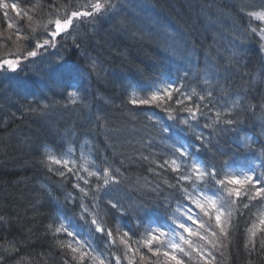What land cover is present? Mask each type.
Masks as SVG:
<instances>
[{
	"label": "trees",
	"instance_id": "trees-1",
	"mask_svg": "<svg viewBox=\"0 0 264 264\" xmlns=\"http://www.w3.org/2000/svg\"><path fill=\"white\" fill-rule=\"evenodd\" d=\"M64 2L66 0H28L20 5L41 25L48 15L63 14L59 18H65L64 9L60 7H66L65 14L68 15V10L73 8L68 6H74V0L72 4L63 5ZM112 2L116 5L112 13L103 12L83 23L76 22L69 30L67 41L58 44L55 50L48 48L39 58H33L29 78H25L27 72L20 75V70L17 75L0 78V94H3L0 96V216L5 218L0 224V255L14 249L7 253L10 258L5 264H98L99 259H104L105 264H117V257H120L119 264H156L158 257L162 258V252L169 250L167 246L162 247L159 256L143 252L141 256L148 259L146 263H142L136 254L147 238L146 229L167 225L176 203L186 200L179 190L163 183L167 180L169 184H176L173 177L179 173L165 170L162 176H156L149 171L150 168L161 171L158 163L163 160L158 155L161 153L167 159L169 145L173 144V140L167 139L168 134L161 132V125L154 126L148 119L161 107L130 103L133 98L149 94L157 85L162 86V80L171 79L188 95L193 90L205 95L202 88L212 90L211 100L220 106V110L213 108L211 115L214 116L215 111H225L228 119L242 121L238 125V131L242 129L239 137L234 132H221L220 128L212 133L216 135L215 143L218 142L219 148L227 153L224 157L217 153L214 162L231 158L234 167L244 165L250 153H254V145L250 143L251 147L242 149L238 155L235 148L237 142L247 136L253 141L257 136L261 137L263 145L257 146L264 152V123L261 122L264 59L258 55H253L256 59L252 60L234 56L239 48L247 49L250 43L255 46V39L239 44L236 37L247 27V12L260 8L264 0H257V5L252 4V0ZM3 26L2 22L0 39L6 34ZM22 27L13 26L12 29L19 32ZM220 27H225L223 38L215 33ZM32 34L26 33L25 39H30ZM34 35L40 36L37 32ZM154 40L160 42L157 44ZM34 45L26 51L33 50ZM157 46L164 48L159 56L155 50ZM193 50L204 53L194 56ZM55 51L60 53L59 59L53 56ZM161 60L160 73L152 72ZM186 71L188 78L179 79ZM206 80L207 85L204 84ZM70 91L76 95L70 96ZM9 107L17 108L19 114L9 117ZM171 108L173 111L174 107ZM32 114L43 116L33 119L30 118ZM115 116L118 117L116 120ZM170 124L177 131L173 120ZM60 131L58 142L64 139L71 143L81 131L80 140L84 139L81 143L96 144L91 150L90 144L85 143L83 148L89 153H84L80 167L71 163V167L80 170L79 175L89 179L92 187L103 181L89 178L87 173L96 171L104 159L114 168H120V182L110 185L106 194L94 197L90 193L85 197L78 190L74 191L75 177L69 182L56 174L55 169L62 168L60 165H54L52 172L39 166L37 149L43 150L45 146L52 149ZM121 134L129 135L125 143L119 138ZM180 134L192 142L194 134L189 130ZM204 135L208 136V131ZM69 147L75 148L72 143ZM229 148L234 152L228 151ZM57 149L64 152V149ZM213 152L217 149L202 156L213 161ZM197 183L202 193L213 187L211 184L203 187L202 181ZM80 184L88 189L83 181ZM181 186L189 188L184 182ZM70 193L77 197L75 201H66ZM109 200L119 201L118 207L123 208L143 205L147 211L140 214L143 217L140 225L133 219L135 213L122 216L120 211L111 208L107 203ZM244 204L249 207L244 208ZM251 205L243 199L232 203V223L225 226L228 235L222 236L218 232L217 237H211L214 241H222V248L218 245L211 250L216 256L215 264H264V251L259 247L261 238L258 237L255 249L251 245L245 247L248 230L255 222V210ZM67 217L72 218L81 233L75 238L55 232L61 222L68 224ZM93 218L106 231H112L113 244L99 241L100 233L95 232V226H91L89 235ZM162 230L166 232L168 228L165 226ZM69 231L73 229L69 228ZM125 232L127 237L123 236ZM122 237L130 243L129 249L123 247ZM139 239L142 242L139 241L137 247ZM193 240L195 243L201 241L199 237ZM69 244L78 249L77 253L71 252ZM80 252L86 254L83 261L79 259ZM191 252L195 251L192 249Z\"/></svg>",
	"mask_w": 264,
	"mask_h": 264
},
{
	"label": "snow or ice",
	"instance_id": "snow-or-ice-1",
	"mask_svg": "<svg viewBox=\"0 0 264 264\" xmlns=\"http://www.w3.org/2000/svg\"><path fill=\"white\" fill-rule=\"evenodd\" d=\"M0 6L3 8L9 7L7 3H4ZM10 7L13 10H17V5L15 3L11 4ZM89 7L90 10L88 11H72L70 15H66L63 19L57 18L55 19L54 23L50 21L49 24L53 30L45 33L47 38L43 39L42 43L37 41L34 45V50L27 51L26 56L21 53V55L17 56L15 59H0V69L5 71L10 69L13 72L17 71L18 68H20V62L22 58L26 59L29 57H36V49L46 51L48 47L55 46L53 40L56 37L60 36L61 34H70L69 30L74 26V20H78L79 22L83 23L85 19L95 18L103 12L112 13L116 8V5L112 2V0H103V2H101V0H96V2L91 4ZM261 8V11H251L247 13L250 18L248 26L239 33V35L236 37V40L239 44H243L255 38L258 44H260L259 50L264 51V27H251V18H254L258 22L264 21V5H262ZM9 27H11V24H9ZM233 66L234 65H230V67ZM92 67L93 69L95 68V61L92 62ZM225 71H228V68H225ZM187 78V71L182 77H179V79L185 80ZM197 80H199V76H197ZM208 83L209 82L207 80L204 81L205 85ZM161 85L162 86L157 85L155 90L151 91L150 94L145 93L143 98L131 99L130 103L133 106L163 107V110L169 114V119L173 120L177 131L173 130V124L163 126L158 118L148 117L149 120L154 122V126L157 124L161 125L160 130L162 133L168 134L167 139L173 140V144L169 145V159H165L162 163H158V167L161 171H155L151 168L149 171H153L156 176H162L165 170H169L172 173H179L178 176L173 177L176 179V184H169L167 180H163V183L167 184L169 188L179 190L182 193V197L186 196V201L182 204L178 203L177 207L173 209L167 225L161 224L155 229L150 227L147 228V238L144 239L143 244L144 246H147L149 252H152L156 256L161 255V248L164 247L165 244L161 238L166 236V233L162 229L166 226L172 236L167 243V248L169 250L162 252V256L165 258L164 264H185V261L178 257L177 253H181L189 257L191 256V253L186 252L185 248L182 246L183 244L188 248H193L191 237H199L213 249H215L217 246L213 239H210L206 235H201L200 230L203 229L207 231V228L205 223L202 222V216H197V218H194L192 209L188 207L189 202L196 209H199V212L202 213L203 216L209 217V221L211 220V213L214 210L216 213L215 225L219 229L220 234L222 236H227L228 231L225 227V223L222 222V204L218 206L216 199L206 197L203 194L199 195V198H197L192 193L188 192L187 189L181 187L183 182L193 179L190 177V175L181 171V164H184L185 168L190 167L191 172L195 174L193 184H195V180H199L203 182L202 186L211 184L216 188V191L226 190L229 198L233 196H235L237 200L247 198L249 202L255 201L258 198L260 200H264V173H255V169H248L245 171L244 166H238L235 168V170L240 174L229 175L227 174L226 170L233 169V159H220L218 163L214 162L217 153L220 157L226 156L227 153L219 148L218 142L213 143L212 133L216 132L217 128H220L221 132H234L239 137V131H242V129L238 131V125H240L242 121L239 119H223L222 113L220 111H215L214 118H212L211 113L215 107V105H213L211 102V98L213 96L212 90L202 88V90L205 91V95H199L195 90L192 91L191 95H187L182 91L181 87L177 86V84L171 79L162 80ZM69 95L75 96L76 94L70 91ZM193 97H196L200 103L194 108L185 107V101H191ZM206 100L208 103H204ZM172 103H175L178 106L176 109L177 113H179L181 109H183V112L186 113L183 118H181L179 115H171ZM200 119H204L208 122L200 125ZM194 123L196 127L201 129L199 133H196L193 136L195 143L189 142L187 137H184L180 134L181 132L187 131L188 129L195 131L193 128ZM181 125H184L185 128L181 129ZM221 125L224 127H221ZM205 131H208V136L204 135ZM250 147L251 145L247 138L239 140L235 148V154L238 155L242 149H248ZM210 148L217 149V152L212 153L213 161H209L207 158H201V149L207 150ZM37 151L39 153V159L36 161V163L39 166L46 168L49 172L54 170V165L62 166L60 169H55L56 174L62 180L67 179L69 182H71L72 177H75L77 182L72 184V187L74 191L78 190V192L83 194L85 197H87L90 193L94 197L97 194H106L110 185L118 184L120 182L118 179L120 175V168H114L107 159L101 160L96 171H89L87 173L89 178H95L97 181L102 179L103 181L102 184L97 183L95 187H92L90 185L89 179H85L83 176L79 175V169L70 166L72 161L64 159V156H72L74 151L73 148L69 147L60 156H57L55 149H49L47 146H45L43 150L37 149ZM228 151L233 150L229 148ZM97 159H99V157H97ZM142 159L147 160V157H142ZM178 160L181 161V163H177ZM185 161H191L190 166L186 164ZM122 163L123 162H121V165ZM221 173H225L224 178L218 179ZM80 181H83L84 184L88 186L87 190L85 187H81ZM159 187L160 185H157V188ZM76 198L77 197L75 195L70 193L65 199L66 201L69 199L75 201ZM201 200H205V203H201ZM107 203L111 206V208L120 211L122 216L132 215V213H135L136 215L133 216V219L136 220L138 226L140 225V221L143 219L140 214L147 211L143 205H140L139 207L130 205L127 208H123L122 206L118 207L119 201L113 203V201L109 200ZM168 206L171 207V204ZM243 207L248 208L249 204H244ZM85 212H87V209H85ZM229 218H231V213H229ZM4 219V217L0 216V224L4 222ZM67 220L68 224L65 225L63 222H61L59 226L55 228V232H64L69 237L73 238H75L77 235H80L81 233L72 223V218L67 217ZM86 223L88 222L86 221ZM260 224L264 225V219L260 220ZM91 226H95V232L97 233L104 234L106 232L108 237H112L113 235L111 230L106 231V229L103 228L95 218L90 221L89 235H91ZM196 226H198V228ZM210 226L211 225L209 223V227ZM69 228H72L73 231H69ZM194 228L196 230H194ZM184 233L187 234V238L185 237ZM177 235L179 236V240L182 241V244L178 242H171ZM259 235L264 237V227L260 229ZM123 236L127 237L128 233L125 232ZM211 237H217V232L212 231ZM257 239V231L254 229H249L245 247L251 245L252 248L255 249V247H257ZM114 242L115 241H113V243ZM121 242L128 246V241L123 239V237L121 238ZM154 245L156 246L154 247ZM68 247L72 253H77L78 249L76 247H72L71 244H69ZM259 247L261 251H264V239H260ZM13 250L14 249H8L6 250V254L0 255V264H5V261L10 258L7 253H10ZM194 251L203 260L204 264H211V260L214 259L211 251L207 252V254H205V251L202 248H195ZM85 255V253L80 252V261L84 260ZM73 259L75 260V256H73ZM141 259H144V257L141 256ZM116 260L117 264H119L120 257H117ZM98 264H105V260L99 259Z\"/></svg>",
	"mask_w": 264,
	"mask_h": 264
},
{
	"label": "rangeland",
	"instance_id": "rangeland-1",
	"mask_svg": "<svg viewBox=\"0 0 264 264\" xmlns=\"http://www.w3.org/2000/svg\"><path fill=\"white\" fill-rule=\"evenodd\" d=\"M27 1L28 0H1L0 1V5H2L4 3H7L9 5L8 8H3L2 6H0V10H1L0 16L2 17V22L4 25L3 26V28H4L3 32L6 31V34H3L2 38L0 39V59H15L17 56L21 55V53H23L24 56H26V53H27L26 49L27 48H29L31 45L35 44L37 41H39L41 39H42V41H41V43H42L43 39L47 38L45 33L53 30V28L50 26L49 22L51 21L54 23L55 19H57V18H59V16L63 15V14H55L52 17H50V15H48V16H46L47 21L42 23L41 25H39L36 23V21H34L31 13L29 11H27L25 8L21 7V5H20L22 3L26 4ZM72 1L73 0H66V2L63 3V5L68 3V2H70V4H72L73 3ZM82 1L81 0H74V6H72V5L68 6V7H73V8H70L68 10V15H70V13L72 11H78V10L79 11H88V10H90L89 6L96 2V0H82ZM114 1H118L119 3L123 2V0H114ZM101 2H103V0H101ZM13 3H15L17 5V10H13L10 7L11 4H13ZM60 8L64 9V15L66 16V14H65V8L66 7L61 6ZM76 22H78V20H74V23H76ZM261 23H264V21H261ZM9 24H11V27H9ZM20 25L24 26L21 28V31H19L21 34H19L18 30L14 31L12 29L13 26H16L18 29V27ZM39 26H41V27L38 28ZM7 31H9V32L11 31L15 34L13 36H11L10 34L8 35ZM28 32H31L33 34L31 35L30 39H25L26 33H28ZM34 32H37L38 34H40V36H38V35L35 36ZM22 38H24L23 42H22ZM67 39H68V35L61 34L58 39L53 40V43L55 46L54 47H48V48L50 50H55L57 48L58 44H62L63 42L67 41ZM29 41H31V42H29ZM157 41L154 40V42H156L158 44L160 42V40H157ZM157 47L155 50H156L157 56H159V55H161V51H163L164 48L160 49V47H158V48ZM48 48L46 51H48ZM36 51H37L36 57H29L26 59H24V58L21 59L20 68H18L17 71L13 72L10 69L7 71L0 69V78H1V76L6 77V76L11 75V74L17 75L16 72H18L19 70H20V75H25V73L27 72V75L25 78H29L30 77V70H31L30 66L32 64V59L33 58H39V56L42 54L43 50L36 49ZM261 52H262V58L264 59V51H261ZM53 56L59 59L60 53L55 51V52H53ZM62 61L63 60L58 61V62L60 63ZM161 67H162V60L160 61V65L157 68H155L154 70H152V72L160 73L159 68H161ZM185 94H187V93H185ZM199 103L200 102L197 100V98L193 97V99L191 101H185V107H187L189 104L197 105ZM204 103H206V101ZM171 106H176L175 112L177 113L176 109L178 106L174 105V104H171ZM193 108H194V106H193ZM162 112H163V116H165V118H169V115H167V113L165 111L162 110ZM181 113H183V109H181V111L178 114L180 115ZM163 116H162V118H163ZM215 136L216 135L213 134V143H215V141H214ZM213 149L214 148H210L207 150L202 149V150L204 153L210 155V153L213 151ZM201 154H202V152L200 153L201 158H204ZM66 157L64 159H66ZM246 166H248V165H246ZM248 168L251 169L250 167H248ZM248 168H245V171H247ZM255 173H258V172H255ZM186 174H188V173L186 172ZM227 174L239 175V174H234L233 172H230ZM250 174H252V173H250ZM192 182H193V179H192ZM197 182H200V181L197 180L196 183ZM203 195L206 197H211L213 199H216L218 206L221 204L223 205V207L221 208V214H222V222H224V217L228 218V215L230 213V211H227L228 212L227 213L224 210H226V209L232 210V208H234V207H232V203L235 202L234 201L235 196L229 198L226 190L216 191L215 187H212V189H208L207 191L203 192ZM221 200H225V201L220 202ZM201 203H205V200H203V202H201ZM191 209H192V214H193L194 218H197V216L203 217L202 222L205 223L207 231L201 229L200 230L201 235H206L210 239H212L211 238V232L216 231L217 236H218L219 229L215 225V214H216L215 211L214 210L212 211L211 220L209 221V217L203 216V214L199 212V209H196L193 205H192ZM261 219H264V205H263V208L259 212L256 213L255 219H254L255 222L253 221L254 225H252L250 228V229H254L257 231L259 238L264 239V237H261L259 235L260 229L262 227H264V225L260 224ZM209 223L211 225L210 227H209ZM225 226H226V223H225ZM196 227L198 228V226H196ZM194 230H196V229L194 228ZM185 237L187 238V234H185ZM193 238H195V236L191 237V240H193ZM161 239L166 240L168 242L171 239V237L169 235H167V236L162 237ZM173 241L174 240H172L171 242H173ZM176 242L182 244V242L179 241V238L177 239ZM214 242L217 245L216 247H218V245H219V247L222 248V245L220 244V243H222V241L216 240ZM192 243H193V248H188L186 245L182 244V246L185 248L186 252L190 253L191 250L192 249L194 250L195 248H202L203 250L212 249V247L210 245H207L206 242L203 240L199 241L198 243H195L193 240ZM184 261H185V264H199L197 262H191L189 260L188 256H186ZM158 263L159 264L164 263V257L163 256H162V259H160L159 262L157 261L156 264H158Z\"/></svg>",
	"mask_w": 264,
	"mask_h": 264
},
{
	"label": "bare ground",
	"instance_id": "bare-ground-1",
	"mask_svg": "<svg viewBox=\"0 0 264 264\" xmlns=\"http://www.w3.org/2000/svg\"><path fill=\"white\" fill-rule=\"evenodd\" d=\"M165 2L167 1V0H164ZM252 4H254V5H257V0H252ZM258 6H259V4H258ZM257 10H259V7H257ZM251 11H255L254 10V8H252V9H250L248 12H251ZM260 11V10H259ZM167 16H165L164 15V18H166ZM0 24H2V22H0ZM258 27H264V23H258ZM225 27H220L215 33H216V35H218V37H221V38H223L225 35H226V33L225 32H223V30L222 29H224ZM260 45V44H259ZM222 47H224V46H222ZM227 48H229V46H226ZM234 49V48H233ZM193 52V55L194 56H197V54L196 53H198V54H203L204 52L202 51V50H193L192 51ZM235 53H237V55H234L235 57H238V58H242V59H245V60H247V58H249L250 60H252V58L253 59H256V57H254V56H262V52L259 50V48L255 45H252V43H250L249 45H248V47H247V49H242V48H239V49H237L236 50V52ZM254 55V56H253ZM260 57H257L258 59H261ZM257 62H258V60H257ZM240 65V64H239ZM140 82L141 83H144V81L143 80H140ZM0 86H1V83H0ZM225 87V86H224ZM210 88V87H209ZM223 92H225V91H223ZM244 95H246V94H242V96H244ZM248 95V94H247ZM0 96H3V94H0ZM247 98V97H246ZM263 98H264V92H263ZM240 99V95H239V97H238V100ZM211 102H212V104L213 105H215V107H214V109H219L220 110V106L217 104V103H215L213 100H211ZM195 107L196 105H192V104H189L187 107ZM161 108H163V107H161ZM10 109H13L12 111L10 110ZM7 110H8V116L9 117H16L18 114H19V110L17 109V108H13V107H9V108H7ZM262 113H263V116H261V122H262V124L264 123V112L262 111ZM227 113L225 112V111H223L222 112V118L224 119H226L227 118ZM43 116V114H40V115H38V116H35V114H32L31 116H30V118H33V119H38V118H41ZM212 116V115H211ZM111 118H113L114 117V115H111L110 116ZM118 117L117 116H115V120L117 119ZM212 118H214V116H212ZM228 119V118H227ZM120 120V119H119ZM206 122H208V121H206V120H204V119H200L199 120V124L200 125H203V124H205ZM74 126V129H76V125L75 124H73ZM182 126V125H181ZM241 127V126H240ZM200 131V130H199ZM199 131H196V132H199ZM62 131H60V132H57L58 133V136L56 137V142H55V146H53L52 147V149H55V151H56V154H57V156H60V155H62L67 149H68V147L70 146V144L72 143V146H74L75 148H73L74 149V152L72 153V156L71 157H69V158H67L66 156H64V158L66 157V160H70V161H73V163H75L74 165L76 166V167H80L82 164H83V160H82V158H83V156H84V153L85 154H87V153H89L87 150H85L83 147H84V145H85V143H88V144H90L89 146H90V149L91 150H94L95 149V147H96V144L95 143H90V141H87V142H82L81 143V141L82 140H84V139H82V140H80V137H81V135H82V132L81 131H78V135H77V138H72V142L71 143H68V141H65L64 139H61L62 140V142H58V139H59V135H60V133H61ZM113 133H115L114 131H113ZM128 136L129 135H125V134H121L120 136H119V138L121 139V142H123V143H125L124 141L126 140V138H128ZM247 139H248V141L250 142V143H252L254 146H253V148H254V154H251L250 153V155L246 158V160H245V165H248L251 169H255V172H259V173H264V162H262L261 160H260V158L259 157H264V152L263 151H261V149L257 146V145H263V143H261V141H262V138L261 137H259V136H257V138H255V140L253 141L252 140V138H250V137H248L247 136ZM192 142L193 143H195L194 142V140L192 139ZM75 143H77L76 145H75ZM81 143V144H80ZM63 147V148H62ZM57 148H61V149H64V152H62V150H59V149H57ZM234 152V151H233ZM158 157L159 158H161L162 160H165L166 159V157L164 156V155H162L161 153H160V155H158ZM169 157H170V153H168L167 154V159H169ZM70 166H72L71 164H70ZM238 166H243V165H238ZM60 167H62V166H60ZM232 172L234 171V167H233V169H230ZM238 172V171H237ZM239 173V172H238ZM181 187H184V186H181ZM234 200H237V198L236 197H234ZM243 200H245V201H247V202H249L248 201V199L247 198H243ZM222 201H225V200H221L220 202H222ZM250 203H252V205H251V208H252V210L254 211L255 210V213H257V212H259L262 208H263V205H264V200H260L259 198L257 199V200H255V201H251ZM224 211H230V213H232V210H224ZM228 213V212H227ZM248 215H250L249 213H247ZM224 222L226 223V225H231V223H232V221H231V218H229V215H228V218L227 217H224ZM97 238L99 239V241H106L105 242V244L107 243V245H111V244H113V239L111 238V237H108L107 236V234L106 233H104L103 235H101V234H98V236H97ZM109 240V241H108ZM139 241L140 242H142L140 239L137 241V247H138V244H139ZM130 243H128V246H126L125 244H123V247L125 248V249H129L130 247V245H129ZM130 251H133V250H131L130 249ZM143 252H145V254H151L152 252H149L148 251V248H147V246H144V244H143V242L139 245V247H138V252H136V254H137V256L138 257H140V261L142 262V263H146L147 261H148V259H146V258H144V259H141V254L143 253ZM209 252V251H208ZM191 253V256L189 257L188 256V258H189V260L191 261V262H197V263H199V264H203L204 262H203V260L198 256V254H196V253H193V252H190ZM207 254V253H206ZM120 256V255H119ZM214 258H216V256L215 255H212ZM146 257V256H145ZM162 257V256H161ZM160 259H162V258H159L158 257V260H160ZM164 260H165V258H164ZM159 262V261H158ZM216 262L214 261V259L213 260H211V264H215Z\"/></svg>",
	"mask_w": 264,
	"mask_h": 264
}]
</instances>
